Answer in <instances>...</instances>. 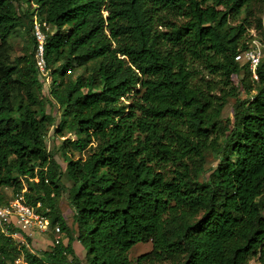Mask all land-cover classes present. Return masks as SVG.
Segmentation results:
<instances>
[{
    "label": "trees",
    "instance_id": "trees-1",
    "mask_svg": "<svg viewBox=\"0 0 264 264\" xmlns=\"http://www.w3.org/2000/svg\"><path fill=\"white\" fill-rule=\"evenodd\" d=\"M250 2L0 0V188L64 236L36 254L22 247L27 264H81L82 250L87 264H133L130 249L147 241L136 264H264V56L257 80L235 60L251 31L264 34L240 17ZM34 15L50 27L54 132L72 136L65 148L88 150L64 152L70 225L59 209L63 169L46 143L56 120L34 63ZM18 28L30 40L11 59ZM208 154L217 163L205 169ZM7 230L0 264L20 253L8 234L32 243L13 220Z\"/></svg>",
    "mask_w": 264,
    "mask_h": 264
},
{
    "label": "rangeland",
    "instance_id": "rangeland-1",
    "mask_svg": "<svg viewBox=\"0 0 264 264\" xmlns=\"http://www.w3.org/2000/svg\"><path fill=\"white\" fill-rule=\"evenodd\" d=\"M16 6V3L13 2ZM249 6V14H241V18L246 17L247 20L250 22L251 26L257 27L258 22L260 24V27H264V0H251ZM23 8H26V4H23ZM106 15V13H104ZM40 19V18H39ZM30 38L27 33L22 28H18L17 31L8 39L9 44L11 45V59L17 56L23 55L27 51V44L29 42ZM82 68L75 69L71 72H68L66 74V79L68 78H74L76 74L82 73ZM53 76L51 75V70L48 71V75L44 77V81L46 83V92H42L43 101H44V108L47 112H51V115L54 116L56 122L49 127L48 133L46 135V143L48 150L54 155L56 160L59 162V165L61 166V169H63L60 175V183L65 187V191L61 194V197L59 199V209L63 213L66 223L70 225L71 218L73 214V209L69 202V195L68 191L72 185L71 180L68 178L64 171V165L65 162L63 161L64 152L67 156L71 157L72 159H77L79 157H84L88 150L83 151L82 153L73 151L70 147L65 148L64 143L68 138H71L72 136L67 132L64 131L62 134L55 133L58 123L62 119L59 112V107L57 104L53 103L51 104L49 102V94L48 92L53 87L52 83ZM239 79L241 78L238 77ZM238 78H234L233 80L236 82ZM48 89V90H47ZM48 91V92H47ZM132 95L129 94V97ZM49 98V99H48ZM234 98H229L227 103L224 105L220 118L222 122H225L226 119H228L231 116L233 104H234ZM217 163V160L215 157L211 154H208L206 157V163H205V169L213 168ZM23 189L22 191H24ZM15 194H13V189L10 187H2L0 188V198L3 203L7 202L9 199H11ZM52 227H49V230L45 233H34L33 237H30L31 242L28 246L26 244V241L22 237H15L14 243L16 248L20 251L18 255L14 258V264H27L24 259V251L21 250L22 247L26 249L31 254H36L40 248L49 249V243L53 242L54 240V231L51 229ZM64 239L63 234L61 233V239ZM151 250V243L150 241L147 242H141L135 244L129 251V258L133 262V264H136V260L139 256L149 252ZM81 256V264H87L86 256L84 250L80 252ZM249 264H258V262L254 259L250 261Z\"/></svg>",
    "mask_w": 264,
    "mask_h": 264
},
{
    "label": "built area",
    "instance_id": "built-area-1",
    "mask_svg": "<svg viewBox=\"0 0 264 264\" xmlns=\"http://www.w3.org/2000/svg\"><path fill=\"white\" fill-rule=\"evenodd\" d=\"M49 29V25L41 21L37 15H34L32 21V36L34 39L33 58L35 66L43 78L48 75L49 71L44 56L46 32ZM251 36L248 49L237 54L235 60L246 64L251 77L257 80V67L264 56V34L259 37L251 31ZM38 206L39 204H37ZM11 220L25 231L29 237H33L35 232L45 233L50 227L48 218L37 211L35 207L28 205L22 194H15L7 202L0 204V228L2 231H8L7 229L10 226ZM51 229L55 234L53 242L57 244L61 239V233L56 226ZM8 236L15 238L18 235L13 233L8 234Z\"/></svg>",
    "mask_w": 264,
    "mask_h": 264
}]
</instances>
